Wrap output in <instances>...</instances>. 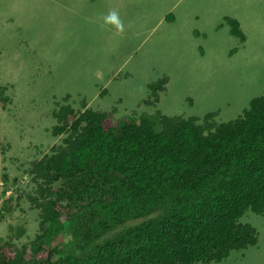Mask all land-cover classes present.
Listing matches in <instances>:
<instances>
[{"label": "trees", "instance_id": "trees-1", "mask_svg": "<svg viewBox=\"0 0 264 264\" xmlns=\"http://www.w3.org/2000/svg\"><path fill=\"white\" fill-rule=\"evenodd\" d=\"M223 21L245 40L237 19ZM168 81L148 83L138 106L154 107ZM4 90L2 109L13 102ZM70 97L53 96L55 121L44 130L60 141L25 157L33 190L21 196L37 211V231L21 245V226L2 239L0 264H209L256 245L255 228L239 218L264 213V95L221 122L217 110L115 122Z\"/></svg>", "mask_w": 264, "mask_h": 264}, {"label": "rangeland", "instance_id": "rangeland-1", "mask_svg": "<svg viewBox=\"0 0 264 264\" xmlns=\"http://www.w3.org/2000/svg\"><path fill=\"white\" fill-rule=\"evenodd\" d=\"M225 16L239 21L244 41L230 34ZM164 75L159 102L138 106L147 84ZM1 87L13 102L0 106V181L12 201L0 217V241L21 226L13 241L21 245L38 222L21 196L33 190L25 157L60 141L44 132L55 121L53 96L70 94L76 109L84 97L115 122L154 111L217 110V121L234 119L264 95V0H0ZM239 221L255 228L256 245L209 264H264V213L247 210Z\"/></svg>", "mask_w": 264, "mask_h": 264}, {"label": "crops", "instance_id": "crops-1", "mask_svg": "<svg viewBox=\"0 0 264 264\" xmlns=\"http://www.w3.org/2000/svg\"><path fill=\"white\" fill-rule=\"evenodd\" d=\"M117 13H122V14H124V15H128V14H131V13H127L124 9H122V8H118L117 9ZM100 14V13H99ZM100 15H102V14H100ZM217 27H219V26H217ZM119 32H121V30H119ZM103 35V34H102ZM125 37H127L128 38V36L127 35H123V38L121 39V46H122V50H124V47H126L125 45H124V43H125ZM126 41H127V39H126ZM78 96V94H76L74 97H77Z\"/></svg>", "mask_w": 264, "mask_h": 264}, {"label": "clouds", "instance_id": "clouds-1", "mask_svg": "<svg viewBox=\"0 0 264 264\" xmlns=\"http://www.w3.org/2000/svg\"><path fill=\"white\" fill-rule=\"evenodd\" d=\"M228 27V26H227ZM0 185H2V182L0 181ZM7 192H8V189L5 191V194L3 197H0V207L2 206L3 204V200L6 198V197H10V196H7ZM14 232L13 230L11 231V233ZM13 235V233H12ZM9 236V235H8Z\"/></svg>", "mask_w": 264, "mask_h": 264}]
</instances>
